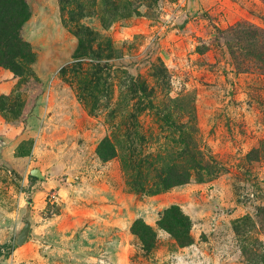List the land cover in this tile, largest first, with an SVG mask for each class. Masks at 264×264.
Segmentation results:
<instances>
[{
	"label": "rangeland",
	"instance_id": "rangeland-1",
	"mask_svg": "<svg viewBox=\"0 0 264 264\" xmlns=\"http://www.w3.org/2000/svg\"><path fill=\"white\" fill-rule=\"evenodd\" d=\"M21 3L18 69L0 66V264H264V39L232 32L264 34V0ZM169 168L188 181L151 194ZM170 205L188 245L158 225Z\"/></svg>",
	"mask_w": 264,
	"mask_h": 264
},
{
	"label": "trees",
	"instance_id": "trees-1",
	"mask_svg": "<svg viewBox=\"0 0 264 264\" xmlns=\"http://www.w3.org/2000/svg\"><path fill=\"white\" fill-rule=\"evenodd\" d=\"M26 16L27 13L21 0H0V66H5L15 71L18 69V65L14 63L17 56H15L16 46H13L16 42L14 38L17 35V30L22 20L25 19ZM241 26L245 27V25ZM237 29H239V35L241 36V34H244L248 37L249 41L252 42L251 46L257 50V45L259 44L256 38L259 37L264 39V34L260 32L261 30L254 29L252 26H249L246 30H242L241 27H234L232 32ZM17 54L23 58H27L24 44L21 43V49L18 48ZM106 142L107 143L101 144L98 148V154L103 160L112 157V150H114L112 144H110L109 141ZM105 145H108L109 148ZM165 174L162 180L159 181L160 183L156 184L153 190H149L151 194L184 184L188 181L187 171L180 172L176 168H169ZM29 178L35 179L33 176H29ZM158 225L174 236L180 245L183 246L191 243L192 238L189 234L191 227L190 219L183 213L178 205H170L167 207L158 220ZM131 229L145 242V244H150L154 241L155 234L153 229L144 223L143 220L137 219L134 221ZM10 250H13V248Z\"/></svg>",
	"mask_w": 264,
	"mask_h": 264
},
{
	"label": "water",
	"instance_id": "water-1",
	"mask_svg": "<svg viewBox=\"0 0 264 264\" xmlns=\"http://www.w3.org/2000/svg\"><path fill=\"white\" fill-rule=\"evenodd\" d=\"M30 176L33 177H41V173L38 169H32L30 171ZM25 238V232L23 231L22 234L19 236L18 240H17V244H21V242L24 240Z\"/></svg>",
	"mask_w": 264,
	"mask_h": 264
}]
</instances>
